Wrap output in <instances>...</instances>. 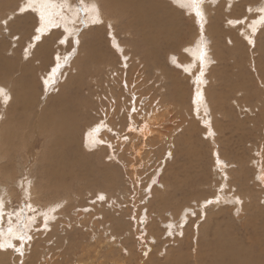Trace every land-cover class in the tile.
Here are the masks:
<instances>
[{"label": "rangeland", "instance_id": "1", "mask_svg": "<svg viewBox=\"0 0 264 264\" xmlns=\"http://www.w3.org/2000/svg\"><path fill=\"white\" fill-rule=\"evenodd\" d=\"M25 1L0 0V9L4 11L0 10V81L7 83V89L15 98L10 105L0 102V121L5 123L4 129L13 123L8 128L11 133L15 131L14 124L17 122L19 134L23 138L27 136L25 144L32 145L35 157L34 160L32 157L29 160L31 162L27 164L28 170L15 163L16 166H9L7 171L12 173L15 170L20 182L25 178L31 179V183L35 181L36 187L41 188L39 201L37 199L41 203L34 206L27 202L22 183L15 184L16 194L8 199L6 190L0 184V202L4 206L3 217L0 218V231L4 235L0 240L19 247L20 242L12 238L8 228L11 226L15 231L20 224L26 225V234L32 236L23 245V256L11 248L1 250V255L6 257H1L0 261L3 262L0 264H119L120 256L124 260L129 255L126 251L120 256L116 252L114 257L105 254L108 248L106 241L108 237L111 238V233L123 239L125 249L134 251L146 264H177L180 259L185 261L184 264H200L203 262L201 255L205 257L212 254L214 250L218 251L231 242L238 243L235 246L243 255H249L250 252L245 250L251 251L255 248L253 241L256 237L259 242L257 248L264 250V180H259V177L264 176V23L258 25L264 0H202L199 5L203 17L205 16L202 21L195 15L191 0H157L168 6L160 5L157 12L178 16L172 18L176 28L173 27L175 29L172 31L173 37L169 46L171 49L167 51L166 47L162 48L154 60H146L144 50L140 57L137 56L139 58L129 56L142 47L131 45L130 38L133 37L123 33L126 27L123 26L125 21L120 23L123 20L121 17L115 24L120 23L116 33L103 27L95 35L99 25L89 26V15L86 17L83 12L78 14L79 17L74 18L72 15L75 10L71 8L77 9L78 0L71 1L73 3L66 0L63 18H57V26L50 28L35 42V29L40 23L39 15L33 10L21 12V4L25 8L28 6ZM155 8L156 4L154 10ZM7 14L11 18H6ZM69 14L73 17L71 23L68 22ZM25 17L26 20L23 19ZM6 19L7 26L2 23ZM87 25L89 30L85 29ZM113 34H118L123 51L117 49L112 39ZM66 37V42L60 43ZM135 39L137 40L134 37ZM77 40L79 43H76ZM197 44L204 47L205 55L202 59L196 57L197 65L203 66L199 68L194 62L192 71L196 74L192 75L183 71L182 66L193 60L191 50L197 48ZM102 53L109 59L98 63ZM123 55L128 56L126 62L133 64L130 68L127 63L124 64ZM136 64H142L146 68L148 76L142 79L147 80L140 81V85L145 87L143 92L148 93V101L159 103L162 110L160 112L164 113L167 127L165 132L162 131L159 147L157 145L155 148L150 140H138L135 134L124 131L122 127L118 130L122 131L120 135L109 133L113 147H87L86 128L97 124L101 116L96 113V100L100 99L94 98L96 82L93 80H97L102 72L110 75L108 72L111 71L110 83L118 85V89L123 87L129 97L130 92L126 90L123 82L130 81L133 74H130L132 71L129 69ZM105 65L110 68L105 70ZM149 68L158 69V74H154L155 69L152 71ZM87 74L89 75L86 77ZM133 76L136 77L137 74ZM55 78L57 79L54 80ZM80 79L85 82V89L79 92L77 81ZM205 79L206 86H202L200 90L199 81ZM11 85L15 90L10 89ZM65 88L80 105L87 104L83 107V112L80 110L79 131L71 137L69 144L64 143L63 133L44 130L41 125L44 111L53 107V102L63 95ZM197 89L202 95L206 94L209 110L205 105L204 111L196 107ZM85 110L88 112H84ZM86 115L89 116L85 117ZM6 131L2 132L5 136L8 135L7 132L10 133ZM209 132L214 136L209 135ZM2 144L0 152L2 146L8 151L11 149L5 142ZM111 148L113 153L109 151ZM217 155L223 161L220 169L225 170V179H222L219 168L215 167ZM60 157H90V165H87L86 170L92 167L91 172L105 176L102 173L107 169L106 175H109L108 179L111 181L93 183L92 180L84 178L83 172L75 179L67 178L68 173L58 164L57 159ZM80 163L78 161L76 165ZM260 171L263 172L262 175ZM154 179L156 182L149 189L150 194L148 188ZM3 183L7 184L4 179ZM102 192L106 195L104 201L97 197ZM235 196L241 199L240 203H234L233 200L225 202L222 199L228 200L236 198ZM47 198L66 201L64 208L67 206L68 214L58 216L64 209L59 208L60 211L54 212L57 216L53 220L49 219L45 229L42 214L43 205L46 203L44 200ZM200 200L205 203L212 201L206 203L205 212L200 210V203H197ZM25 213L26 215H22ZM34 214L41 216L29 222L23 219L28 215L33 218ZM185 217L189 219L184 220ZM105 220L109 221L108 224H104ZM63 221L66 222L65 228L60 229L59 226V231L51 228L62 225ZM107 229L110 232L105 234ZM49 231L53 236H50ZM58 237L62 238L61 242ZM259 251L261 254L253 253L254 260L249 264H264V251ZM196 254L201 262L195 261Z\"/></svg>", "mask_w": 264, "mask_h": 264}, {"label": "bare ground", "instance_id": "2", "mask_svg": "<svg viewBox=\"0 0 264 264\" xmlns=\"http://www.w3.org/2000/svg\"><path fill=\"white\" fill-rule=\"evenodd\" d=\"M27 3H28V0H26ZM25 1V3H26ZM68 1H73L74 0H68ZM89 1L90 0H86ZM100 8V13H101V19H102V23H92V16L89 15L88 18H90L89 22H88V25H96L99 27L97 31H95V35L99 33V29L101 28H106L107 30L108 29H111L113 32L116 33L115 30H117V26L120 24V23H124V27H126V29H124L123 33L128 35L129 37H133L130 38L131 39V45H133V47H137V46H141L142 48L140 49H137L136 51H133L131 54H129L130 57H137L142 54V51L144 50V52H146L145 56H146V60H154V58L156 59L160 52V50L164 47L167 48V51L169 49H171V47H169L171 45V42H172V37H173V29L176 28V25L174 26V22H173V19L172 18H176L178 15H170L168 16L166 13H159L157 12V9L159 7H161L160 5H163V6H167L166 3H163V2H158L157 0H152V2L150 0H96ZM17 2V1H16ZM71 2V3H73ZM91 2V1H90ZM224 2V1H223ZM222 2V3H223ZM21 3V2H20ZM69 3V2H68ZM189 3V2H188ZM262 3V2H260ZM18 4V3H17ZM70 4V3H69ZM90 4V3H89ZM154 4H156V8L154 10ZM187 4V3H186ZM225 4V3H223ZM13 5V4H12ZM20 5V4H19ZM17 6L18 8L20 6ZM26 5V4H24ZM70 5H73V4H70ZM76 5V4H75ZM222 5V4H221ZM144 6V8L142 7ZM186 6H189V5H186ZM3 7V6H2ZM14 7V6H13ZM15 7V9L17 8ZM28 6L26 5V8ZM72 7V6H71ZM168 7V6H167ZM200 7V6H199ZM225 7V6H224ZM250 7V6H249ZM252 7V6H251ZM5 8V7H4ZM7 8V6H6ZM9 8V6H8ZM21 8H25L22 7V4H21ZM74 8V7H73ZM71 8L72 10H75L73 11L72 15L73 17H77L78 16V13H77V9L75 7V9ZM190 8V6H189ZM220 8V6H219ZM217 8V9H219ZM256 8V7H255ZM261 8V7H260ZM14 9V10H15ZM20 9V8H19ZM18 9V10H19ZM70 9V11H71ZM251 9V8H249ZM261 9H264V1H263V6ZM1 10V9H0ZM10 10H12L11 8V5H10ZM17 10V11H18ZM258 10V8L256 9ZM7 11V10H6ZM69 11V10H67ZM69 11V12H70ZM247 11H248V8H247ZM252 11V10H251ZM1 12H4L1 10ZM32 12V11H31ZM36 12V11H35ZM71 13V12H70ZM81 13V12H80ZM189 13V11H188ZM208 13V12H207ZM253 13V11H252ZM14 14V13H13ZM17 14H19L17 12ZM32 14V13H31ZM38 14V13H37ZM261 16H260V20L258 21V25L260 24H263L264 23V12L261 11ZM28 15V14H27ZM26 15V16H27ZM36 15V14H35ZM70 16L68 17V22H70L73 17L71 16V14H69ZM84 15V14H83ZM6 18L8 16L5 15ZM20 17V14L17 15ZM16 16V17H17ZM33 16V15H32ZM81 16V15H80ZM9 18L10 15L8 16ZM31 17V16H29ZM79 17V16H78ZM87 17V16H86ZM85 17V18H86ZM123 18V20L120 19ZM205 17V16H204ZM203 17V18H204ZM207 17V16H206ZM37 18V17H36ZM18 19V17H17ZM20 19V18H19ZM26 20V17L23 18ZM78 19V18H77ZM82 19V17H81ZM80 19V20H81ZM119 19L121 20L120 23H118L117 25H115ZM246 19V18H245ZM7 20V19H6ZM21 20V19H20ZM59 20V19H58ZM66 20V19H64ZM75 20V19H74ZM84 20V19H83ZM178 20V19H176ZM206 20V19H205ZM204 20V21H205ZM247 20V19H246ZM4 20H2L3 22ZM16 21V20H15ZM37 21V20H36ZM39 21V20H38ZM78 21V20H77ZM86 21V20H85ZM242 21V20H241ZM253 21V20H252ZM251 21V22H252ZM35 22V21H34ZM60 22V21H59ZM67 22V21H66ZM82 22V21H80ZM208 22V21H207ZM237 22V21H236ZM256 22V21H255ZM38 23V22H37ZM71 23V22H70ZM79 23V22H77ZM126 23H127V26H126ZM210 23V22H209ZM11 24V23H10ZM73 24V23H72ZM87 24V22L85 23ZM206 24V23H205ZM16 25V23H15ZM87 25V28H85L86 30L88 29L89 30V26ZM109 25H111V27H109ZM254 25V24H252ZM257 26V25H256ZM263 26V25H262ZM84 27V26H83ZM93 27V26H92ZM91 27V28H92ZM175 27V28H173ZM94 28V27H93ZM5 29V28H4ZM68 29V28H67ZM260 29V28H259ZM10 30V28H9ZM70 30V29H69ZM94 30V29H93ZM128 30V31H127ZM178 30V29H177ZM214 31V30H213ZM255 31V30H254ZM70 33V31H68ZM67 32V33H68ZM88 32V31H86ZM109 32V31H107ZM176 32V31H175ZM179 32V30H178ZM247 32V31H246ZM10 33V32H9ZM68 33V34H69ZM215 33V32H214ZM2 34V33H1ZM53 34V33H52ZM61 34V33H60ZM94 34V32H93ZM92 34V35H93ZM217 34V33H216ZM246 34V33H245ZM50 35V34H49ZM55 35V34H54ZM63 35V34H62ZM90 35V34H89ZM175 35V34H174ZM252 35V34H251ZM64 36V35H63ZM247 36V35H245ZM256 36V35H255ZM54 37V36H52ZM60 37V36H59ZM90 37V36H89ZM134 37L137 38V40L135 39L134 40ZM248 37V36H247ZM249 38V37H248ZM52 39V38H51ZM58 39V38H57ZM62 39V38H61ZM74 39V38H73ZM76 39V38H75ZM114 39V42L116 43V47L117 49H119L120 51L124 50L123 46L120 44L119 42V39H118V34H113V38ZM175 39V38H173ZM252 39V38H251ZM35 40V39H34ZM45 40V39H43ZM80 40V39H79ZM75 41V40H74ZM176 41H180V40H176ZM204 41V40H203ZM254 41V40H253ZM37 42V41H35ZM47 42V41H46ZM195 42V41H194ZM74 43V42H73ZM110 43V42H109ZM114 43V45H115ZM190 43V42H189ZM204 43V42H203ZM36 44V43H35ZM192 44V43H191ZM199 44V43H198ZM197 44V45H198ZM190 45V44H189ZM196 45V44H195ZM203 45V44H202ZM45 46V45H44ZM48 47V46H47ZM125 47V46H124ZM195 47V46H194ZM42 48V47H41ZM190 48V47H189ZM204 48V47H203ZM200 45H198V47L196 48H193V50H191V55L193 57V60H190L188 63H186L185 66H182V69L183 71L185 70L186 73H191L192 75L196 74V72L192 71L194 68V62L196 63L195 59L196 57H198V59H202V57H204L205 54H203V51L205 49H203ZM191 49V48H190ZM47 51V50H46ZM51 51V50H50ZM106 51V50H105ZM41 53V51H40ZM31 54V53H30ZM126 54V53H124ZM32 55V54H31ZM108 55V54H107ZM121 55V54H120ZM190 55V56H191ZM30 56V55H29ZM33 56V55H32ZM99 56V55H98ZM212 56V55H211ZM41 57V56H40ZM123 57H125V60H124V64L127 63L129 65V68L131 65V62H126V58H128L127 55H123ZM137 57V58H139ZM36 59V58H35ZM39 59V58H38ZM109 59V57L105 56L104 53H102V55L99 56V60H98V63L100 62H106V60ZM212 59V58H211ZM32 60V59H31ZM62 60V59H61ZM136 60H141V59H136ZM60 61V60H59ZM57 61V62H59ZM63 61V60H62ZM129 61V60H128ZM134 61V60H133ZM175 61V60H174ZM65 62V61H64ZM82 62V61H81ZM108 62H110V60H108ZM210 62V61H209ZM61 64V63H60ZM179 64V63H177ZM181 64V63H180ZM210 64V63H209ZM208 64V65H209ZM62 65V64H61ZM197 65V63H196ZM206 65V64H205ZM207 65V67H208ZM10 66V65H9ZM199 68L201 66H203L202 64H198L197 65ZM106 69L107 70L110 66L109 65H105ZM139 67V68H138ZM61 68V66H60ZM112 68V67H111ZM181 68V67H180ZM210 68V66H209ZM5 69V68H4ZM155 69V68H154ZM154 69H150L149 70H154ZM32 70V69H31ZM103 70H104V67H103ZM113 70V69H112ZM132 71L130 72V74L132 75H135L137 74L136 77H134L132 75L130 81L128 80V82H122L125 83V87H126V90L129 93V97L127 96L126 92H124L123 90V87L118 89L119 86L118 85H112L110 83V75H111V71H109L108 73H110V75L107 74V72H102V74L100 76H98L97 80H93L95 81L96 83V86H94L95 88V97L94 98H98L100 100H96L97 101V106L98 108L96 109V113L97 114H101L100 116V119L98 121L97 124H92L90 125L89 127H87L86 129V137H85V140H86V145L87 147L89 148H103L104 145L105 146H112V141H110V132H112V134H117V135H120V132H122L120 130V132H118L119 128L122 127L124 128V131H129L130 133H133L135 134L136 138H142L144 139L143 141H147V140H150V142L152 141V145L156 148L159 147V142L161 141V135L163 134V132H165L166 130V127L167 125L165 124V117H164V113L162 114V110L160 109L161 105L157 102H152V101H148L149 96L148 93H145L143 91H145V87L140 85V81H142V77L146 78L147 73H146V68L145 66L143 67L142 64H136L134 65V67L132 66L131 69H129V71ZM48 71V70H47ZM98 71V70H96ZM192 71V72H191ZM5 72V71H4ZM3 72V73H4ZM26 72V71H25ZM29 71H27L28 73ZM81 72V71H80ZM88 72V71H87ZM115 72H117V70H115ZM158 69H155L154 71V74H158ZM55 73H57L55 71ZM59 73V72H58ZM79 73V72H78ZM98 73V72H97ZM197 73H199V70L197 71ZM77 74V73H74V75ZM86 74V73H85ZM90 74V72H89ZM87 74L86 77L89 75ZM92 74V73H91ZM152 74V73H151ZM1 75V73H0ZM4 75V74H3ZM2 75V77H3ZM29 75V74H28ZM59 75V74H57ZM79 76V74H77ZM6 76V75H5ZM91 76V75H90ZM97 76V75H96ZM114 78H117L115 77L116 75H113ZM156 76V75H155ZM196 76V75H195ZM9 77V75H8ZM75 77V76H74ZM81 77V76H79ZM85 77V78H86ZM197 77V76H196ZM200 77V76H199ZM53 78V77H52ZM59 78V77H57ZM57 78H55L54 80H56ZM73 78V77H72ZM75 78H78L77 76ZM136 78H139L138 80ZM4 79V77H3ZM27 79V78H26ZM79 79V78H78ZM88 78H86L87 80ZM90 79V78H89ZM96 79V78H95ZM120 79V78H119ZM198 78H196L197 80ZM6 80V79H4ZM9 80V79H7ZM118 80V78H117ZM145 80L147 79H144L143 81L145 82ZM52 81V80H51ZM71 81H74V80H71ZM76 81V80H75ZM89 81V80H87ZM91 81V79H90ZM91 82V84H93L94 82ZM120 81V82H121ZM28 82V80H27ZM47 82V81H45ZM56 82V81H55ZM55 82H54V85H55ZM70 82V81H69ZM77 82H79V88L77 89L78 91L81 90V91H84L85 88H83V85H85L84 81L80 79V81L78 80ZM76 82V84H77ZM84 82V83H83ZM138 82H139V85H138ZM143 82V83H144ZM203 82V83H202ZM200 82L199 81V86H200V90L202 88V86H206V79L204 81ZM6 83L5 81H3V83L0 81V87H3L5 89L8 88V85L6 83V85L4 84ZM197 83H198V80H197ZM9 84V83H8ZM47 85V83H45ZM52 84V83H51ZM71 84V83H70ZM87 84V83H86ZM91 84H89L91 86ZM94 84V85H95ZM67 85V84H66ZM14 86V85H13ZM50 86V85H49ZM69 86V85H68ZM72 86H75L72 85ZM93 86V85H92ZM71 87V86H70ZM72 88H75V87H72ZM199 88V87H198ZM10 89H14L12 88V85H11V88ZM8 90V93L11 94V91L9 89ZM15 90V89H14ZM93 90V88H92ZM57 91V90H56ZM73 91V90H72ZM75 91V90H74ZM90 91V90H89ZM13 92V91H12ZM80 92V91H79ZM86 92V91H85ZM88 92V91H87ZM91 92V91H90ZM107 94H106V93ZM78 93V92H77ZM151 93V92H150ZM83 94V93H82ZM87 95V94H86ZM16 96V95H15ZM11 99L8 101V104L10 105L11 103V100H14V95L10 96ZM13 97V98H12ZM152 100H154L153 98H151ZM206 94L205 95H202V98L200 97H197V92H196V95H195V105L196 107L200 108L201 110L204 111L205 108H203V105H205L207 108L209 107V105H207L208 103H206ZM1 102V101H0ZM208 102V101H207ZM202 103V105H201ZM96 104V103H95ZM6 106V105H5ZM53 107H50L48 108V110H45L44 113H43V116L41 117V125H42V128L44 130H50V132H54V131H58L57 133H63L65 136L63 137L64 138V143L66 144H69L70 143V140H71V137L75 134L78 133L79 131V126H80V123L79 122V114L81 113L82 109L84 106H87L86 103H83V106L79 104V102L73 97L72 94H70V92H67L66 88H65V92L63 93V95H61L60 97H58L52 104ZM8 107V106H7ZM6 107V108H7ZM11 107V106H10ZM55 107V108H54ZM106 107V108H104ZM8 109V108H7ZM133 109H135V111H133ZM210 108H208L209 110ZM5 110V109H4ZM81 110V111H80ZM161 111V112H160ZM83 112V111H82ZM84 112H88V111H84ZM125 112H127L125 115H123ZM206 113V112H205ZM84 114V113H83ZM2 117H4V114H1ZM89 115H86L85 117H88ZM166 116V115H165ZM164 117V119H163ZM82 118V117H81ZM84 119V118H83ZM142 123H140L141 121ZM104 121V122H103ZM211 122V121H210ZM140 123V124H138ZM13 125V123H12ZM12 125L8 126L9 127H12ZM152 125V126H151ZM172 125V124H171ZM4 126H5V123L3 122V120L0 121V144H2L3 142H5V144L7 146H10L11 149L9 148V151L7 149H5L3 146L1 148V152H0V172H1V176H0V184L2 185V188H4L3 190H6V193L7 194V198L8 199H11V197H14V190L16 185L15 184H19V183H22L23 184V189H24V197H26L25 199H27L28 201L27 202H30L32 205H36L37 203H41V202H37V199L39 201V198H40V190L41 188L36 187V184L33 182H29V180L31 179H27V178H23L24 180H22V182L19 181V176L16 175L15 173V170L14 172L10 173L7 171L8 167H14L16 166H20V164L25 167V169L28 170V167H27V164L31 161H29L32 157V159L34 160V157H35V152H34V149L32 148V145H29L28 143L25 144L26 142V139H27V136H25V138H23L20 134H19V126H18V123L16 122L14 124V129L15 131L13 130V132L11 133V131L7 129H4ZM140 126V127H139ZM156 127V128H155ZM155 128V130H154ZM211 129V128H209ZM3 130H7L9 131L10 133H8L7 131V134L8 135H3ZM12 130V129H11ZM163 131V132H162ZM176 131V129H175ZM123 135V134H122ZM121 135V136H122ZM165 135V134H164ZM214 136V135H213ZM139 140V139H138ZM164 140V138H163ZM122 143V142H121ZM148 143V142H147ZM3 145V144H2ZM113 147V146H112ZM107 148V147H106ZM133 150H135V148H132ZM107 150V149H106ZM110 153H113V149H109ZM140 152V150H139ZM141 153V152H140ZM170 153V152H169ZM171 154V153H170ZM113 155V154H112ZM169 155V154H168ZM219 160L221 161V163L218 165L217 162H216V165L215 167L219 168L221 174L223 175L222 179L226 178V173H225V170L224 169H220L223 167V161L221 159V157H219ZM58 161V164L60 167H62L63 171H66L68 173V177H71L72 179H75L77 177H79L80 175H82L83 173V176L85 179L87 180H92L93 183H98L100 181H107L109 180L108 177L109 175H106V171L107 169H105L102 173V175H105V176H100L99 174H94L93 171L91 172V170H93V168L91 167L89 170H86L87 169V165L90 163V157H85V158H73V157H67L66 159H62L61 157L57 159ZM80 161V165H76V163ZM16 163V164H15ZM19 163V164H18ZM63 163V164H62ZM14 164V166H13ZM30 164V163H29ZM12 165V166H11ZM90 165V164H89ZM92 166V165H91ZM32 167V166H31ZM79 169H78V168ZM229 167V166H227ZM24 169V170H25ZM228 169V168H227ZM9 170V169H8ZM30 171V170H29ZM28 171V174L30 173ZM80 171V172H79ZM83 172V173H82ZM25 174V173H24ZM31 174V173H30ZM260 174L262 175L263 172L260 171ZM259 174V175H260ZM27 175V173H26ZM21 177V176H20ZM29 177V176H28ZM19 178V179H18ZM33 178V177H32ZM3 179L6 181L7 184H4L3 183ZM260 180V179H259ZM111 180H109L108 182H110ZM155 181V179L153 180ZM263 181V180H262ZM156 182V181H155ZM264 182V181H263ZM112 183V182H111ZM225 183V182H224ZM230 183V182H229ZM154 184V182L151 184V186H149L148 190L151 189L152 185ZM226 185V183L224 184ZM229 185V184H228ZM66 188L68 186L64 185ZM230 186V185H229ZM263 186V185H262ZM1 189V188H0ZM55 190V189H54ZM67 191V190H66ZM151 192V190H149V193ZM23 193V192H22ZM126 193V192H125ZM3 194V193H2ZM105 195V192H102V193H98L97 194V197L99 195ZM151 194V193H150ZM223 194V193H222ZM237 195V193H235ZM219 195V194H218ZM4 196V195H3ZM239 196V195H237ZM237 196H235L237 198ZM106 197V195H105ZM214 197V196H213ZM218 197H221V195H219ZM225 197V196H224ZM4 198V197H3ZM226 198V197H225ZM236 198H229L228 200L227 199H223V201L225 202H228L229 200H233L234 203H237L236 202ZM239 198V197H238ZM242 198V196L240 197ZM164 199V198H163ZM219 199V198H218ZM6 200V199H5ZM44 200V199H43ZM207 200V199H206ZM217 200V199H215ZM214 200V202H216ZM220 200V199H219ZM241 200V199H240ZM8 201V200H7ZM6 201V202H7ZM115 201V200H114ZM222 201V200H221ZM44 202H46L44 205H43V208H44V213H48L49 216H54V213L50 212L49 209H52V208H56V211L58 212L59 208L63 209L65 204H66V201H62L61 199H57V200H54L52 198L50 199H46L44 200ZM202 202V203H201ZM220 202V201H219ZM218 202V203H219ZM230 202V201H229ZM232 202V201H231ZM243 202V201H242ZM244 202H245V198H244ZM197 203H200L199 205L201 206V209L203 212H205V209L204 208L205 206H207V204L205 203L204 200H200L198 201ZM217 203V202H216ZM214 203V204H216ZM222 204V203H221ZM29 205V204H28ZM59 205V207H57ZM209 205V204H208ZM238 205V204H237ZM33 206V207H34ZM211 206V205H210ZM216 206V205H215ZM240 206V205H238ZM245 206V205H244ZM31 209V208H30ZM29 209V210H30ZM185 209V208H184ZM28 210V209H27ZM26 210V211H27ZM28 210V211H29ZM30 211L33 212V209H31ZM60 211V210H59ZM28 213V212H27ZM56 213V212H55ZM58 214V213H57ZM68 214V209H67V206L58 214L61 215L62 217L63 216H66ZM186 214V213H185ZM22 215H26L25 214H22ZM41 215L38 214H34L33 218H31L29 215L26 216L25 218H23L24 220L26 219L28 222L29 221H33V219L35 217H40ZM105 216V215H104ZM103 218H106V217H103ZM43 219V217H42ZM107 219V218H106ZM184 219V218H183ZM182 219V220H183ZM186 219H189L187 217H185L184 220ZM51 220V219H50ZM53 220V219H52ZM40 221V220H39ZM90 221V220H89ZM108 220H105L104 221V224L107 223ZM60 223V222H59ZM66 222L63 221L62 222V225H56V226H52L51 228L54 227V229H57V231H59V226H60V229H63L65 228V224ZM32 224V223H31ZM30 225V224H29ZM43 225V224H42ZM52 225V224H50ZM89 225V224H88ZM33 226V225H32ZM91 226V224H90ZM97 227L98 224H97ZM108 227V226H107ZM90 228V227H89ZM101 228V227H100ZM105 228V227H104ZM91 229H94L91 227ZM181 230V229H180ZM94 231V230H93ZM101 231V230H100ZM63 232H65L63 230ZM91 232V231H89ZM97 232V231H96ZM110 232V230H106L105 231V234H108ZM48 233V232H47ZM46 233V234H47ZM49 234L50 236H53L51 235L50 231H49ZM55 234V233H54ZM59 234V233H58ZM65 234H67V232H65ZM94 235V234H93ZM9 236V235H8ZM49 237V235H47ZM71 237V235H68V237ZM66 237V236H65ZM92 237V236H91ZM60 238V237H58ZM48 239V238H47ZM62 238H60V242L62 241L61 240ZM141 239V238H140ZM123 240V239H122ZM122 240L119 236H116V235H113L111 233V238L108 237L107 239V243H108V248L106 250V253L108 256L110 257H114V255H116L115 253H119V256L122 255L123 251L129 255V258H124V260H122V256H120V261H119V264H146V262H144V260H141L137 255H135L136 253H134V251H127L125 249V247L123 246V243H122ZM139 240V239H138ZM48 241V240H47ZM54 241V240H53ZM55 242V241H54ZM59 242V243H60ZM254 245H255V248L252 249L251 251H246L247 253H249V255H243L241 253V250L238 249V247L236 248L235 244L237 245L238 243L236 242H231L229 243L228 246H222V248L218 251L214 250L212 252V254H207L205 257H203L202 255L200 256V258L202 259V263L200 264H249V262L253 261V253L254 252H257L259 254H261V251H264L263 249H261V247L258 249V238H254ZM43 243V242H42ZM63 243V242H62ZM106 243V244H107ZM39 244V242H38ZM37 245V244H36ZM80 245V244H79ZM127 245V244H126ZM35 246V245H34ZM33 246V247H34ZM32 247V249H33ZM42 247V246H41ZM101 247V246H100ZM145 247V246H144ZM127 248V246H126ZM146 248V247H145ZM263 248V247H262ZM42 249V248H41ZM101 249V248H100ZM244 250V249H243ZM43 251V250H42ZM41 251V252H42ZM83 251V250H82ZM89 251V249H88ZM91 251V250H90ZM9 252V250H8ZM31 252V251H30ZM55 252V251H54ZM142 252V251H141ZM33 253V251H32ZM44 253V252H43ZM56 253V252H55ZM90 253V252H89ZM122 253V254H121ZM125 253V254H126ZM2 252L0 250V259L1 257L5 258L6 256L5 255H1ZM4 254V253H3ZM45 254V253H44ZM28 255H29V252H28ZM31 255V254H30ZM91 255V254H90ZM98 255V254H97ZM197 255V254H196ZM200 255V254H199ZM11 256V255H10ZM9 256V257H10ZM36 256V255H35ZM88 256V255H87ZM99 256V255H98ZM32 257V256H31ZM37 257V256H36ZM40 257V256H39ZM42 257V256H41ZM46 257V256H44ZM96 257V256H95ZM262 257V256H261ZM260 257V258H261ZM43 258V257H42ZM97 258V257H96ZM183 258V257H182ZM198 257V255L196 256L195 258V261L198 262V260L201 262V259ZM39 260V259H38ZM2 261V260H1ZM0 261V263H1ZM6 260L4 259V262ZM24 261V260H23ZM33 261V260H31ZM35 261V259H34ZM3 262V261H2ZM38 262V261H37ZM47 262V261H46ZM185 261H183L182 259L180 260H177V264H184ZM7 263V262H6ZM5 263V264H6ZM113 263V262H112ZM117 263V262H116Z\"/></svg>", "mask_w": 264, "mask_h": 264}, {"label": "snow or ice", "instance_id": "3", "mask_svg": "<svg viewBox=\"0 0 264 264\" xmlns=\"http://www.w3.org/2000/svg\"><path fill=\"white\" fill-rule=\"evenodd\" d=\"M191 3L195 8V15L202 21L204 14L201 8L199 7V5L202 3V0H191ZM67 6L70 7V5ZM65 7H66V0H28V7L21 8L20 11L24 12L27 10H33L38 12L40 23H39V27L35 29L37 35L34 36V39L36 41H39L41 39V36L46 31H48L50 28L57 26L56 20L57 18H63ZM249 11H251V9H249ZM260 11L264 12V9H260ZM80 12H83L85 16L91 15L92 23L94 24L102 23L100 8L98 4L95 3V0H92L90 4L86 3V0H78L77 13L79 14ZM2 23L5 26H7L8 20H4ZM200 26H201V31H203V23H201ZM109 27H111V25H109ZM65 31L67 32V29H65ZM66 40L67 37L65 39H62L60 43L63 44L66 42ZM76 43H79V41L77 40ZM249 43H252V41L249 40ZM202 75L203 72H201V76ZM197 97L202 98V93L200 92L199 89H197ZM10 99L11 97L10 94L7 92V90L3 87H0V101L7 104ZM133 111H135V109H133ZM209 135H213V133L209 132ZM220 163L221 161L219 160V156L217 155V164L219 165ZM259 179L264 180V176L259 177ZM153 182L155 183V181ZM98 200L104 201L105 196L103 194L99 195ZM236 202L240 203L241 201L239 200V198H237ZM206 203H212V201H207ZM3 207H4L3 203L0 202V218L3 217ZM28 207H31V205H28ZM57 207H59V205ZM49 211L54 213L56 211V208L49 209ZM42 215L44 220V228L46 229L48 226L49 219H55V217L49 216L48 213H43ZM9 220H11V217H9ZM25 229H26V225L23 224H20L15 231L10 226L8 228V233L12 236L13 239L18 240L20 242V246L17 247L15 244L11 242H4L3 240H0V250H6L11 248L20 256H23L24 243L32 239L31 235L26 234ZM3 235H4L3 231H0V237H3ZM145 255H147V253H145Z\"/></svg>", "mask_w": 264, "mask_h": 264}]
</instances>
